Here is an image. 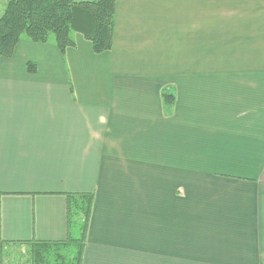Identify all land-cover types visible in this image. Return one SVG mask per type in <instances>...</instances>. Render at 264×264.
Segmentation results:
<instances>
[{"label":"crops","instance_id":"obj_1","mask_svg":"<svg viewBox=\"0 0 264 264\" xmlns=\"http://www.w3.org/2000/svg\"><path fill=\"white\" fill-rule=\"evenodd\" d=\"M73 39L0 61V264L84 193L81 264H264V0H115L109 51Z\"/></svg>","mask_w":264,"mask_h":264},{"label":"trees","instance_id":"obj_2","mask_svg":"<svg viewBox=\"0 0 264 264\" xmlns=\"http://www.w3.org/2000/svg\"><path fill=\"white\" fill-rule=\"evenodd\" d=\"M0 10V61L12 56L20 40L52 43L63 54L73 48L74 34L87 39L96 54L112 48L115 0H4ZM52 36L51 38L49 36ZM28 71L35 65L28 63ZM164 101L171 96L164 92ZM68 233L64 241L34 242L27 245L26 264H81L92 195L68 197ZM4 255V252L2 253ZM2 255V264L3 262ZM6 256L4 261L6 260Z\"/></svg>","mask_w":264,"mask_h":264},{"label":"rangeland","instance_id":"obj_3","mask_svg":"<svg viewBox=\"0 0 264 264\" xmlns=\"http://www.w3.org/2000/svg\"><path fill=\"white\" fill-rule=\"evenodd\" d=\"M4 5H5V1L0 0V10L1 11L4 8ZM49 37L51 38L52 36L50 35ZM26 66H28V63L26 64ZM166 106H170V104L169 105L166 104ZM27 251H28V248H24L22 250L21 249H11L9 251H4L3 262H5V264H26L28 260ZM5 255L7 256H6V260L4 261Z\"/></svg>","mask_w":264,"mask_h":264}]
</instances>
